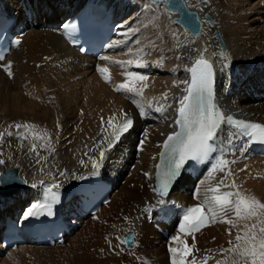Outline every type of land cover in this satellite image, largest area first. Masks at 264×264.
Listing matches in <instances>:
<instances>
[{
    "label": "bare ground",
    "instance_id": "bare-ground-1",
    "mask_svg": "<svg viewBox=\"0 0 264 264\" xmlns=\"http://www.w3.org/2000/svg\"><path fill=\"white\" fill-rule=\"evenodd\" d=\"M81 2L0 0V14L14 20L12 47L0 62V134L8 126L10 130L8 143L0 142V160L13 159L23 179L21 191L0 194V214L18 208L25 215L37 200L31 197L34 186L43 180H56L72 191L77 180L98 169L105 177H115L114 187L109 201L94 215L71 219L74 228L62 244L0 250V264H172L169 248L177 247L171 243L173 237L191 247L188 264H245L228 249L244 224L255 219L238 221L226 211L217 214L215 224L185 235L173 210L160 219L156 208L205 201L213 195L209 189L218 184L222 192L239 190L264 203V157L225 155L222 159L229 163L223 171L201 172L192 182L181 178L165 198L150 186L151 162L171 130L172 109L166 102L174 106L179 100L188 69L197 59L215 65L217 95L225 110L264 124V98L246 95L264 82V0H185L202 23L196 34L174 24V14L163 3L116 0L120 40L102 56L108 60L94 61L68 47L54 28ZM138 55L145 66L135 67ZM128 60L134 63L128 65ZM8 65L11 76L4 71ZM98 68L108 69L107 81ZM129 71L147 77L131 83L143 89L142 94L115 90L126 82ZM125 116L131 117L132 129L113 143L108 121L118 123ZM7 164H0V173L15 166ZM74 208L72 203L68 211ZM225 217L233 223L221 222ZM129 233L131 244L126 246ZM163 234L169 241L157 245Z\"/></svg>",
    "mask_w": 264,
    "mask_h": 264
},
{
    "label": "snow or ice",
    "instance_id": "snow-or-ice-1",
    "mask_svg": "<svg viewBox=\"0 0 264 264\" xmlns=\"http://www.w3.org/2000/svg\"><path fill=\"white\" fill-rule=\"evenodd\" d=\"M0 59H3V57H0ZM102 59L108 60L109 58L102 57ZM116 63H120L123 66L125 62L117 61ZM126 63L132 65L134 62L128 60ZM143 66L145 64L138 55L135 67ZM210 68L211 65L203 58L197 59L191 68L192 80L186 89L187 94L181 99L178 108L179 120L177 122L182 125L184 131L169 135L163 145L170 153L174 154V159H172L170 166L163 176L158 175L157 177L159 184L157 189L154 190L160 196L166 194L169 181L177 176L179 169L186 160L207 159L214 152L213 141H215L219 134L224 117L216 110V106L211 99ZM4 71L9 76L12 75L10 65L6 66ZM98 71L102 74L105 81H107L108 76L104 74L108 72V69L98 68ZM145 80H147L146 76L129 71L126 73V82L118 85L115 90L142 94L143 89L133 87L131 83ZM227 119L229 124L234 123L241 128L243 134L248 136L249 139L264 143V125L242 121L234 122L231 117ZM132 123L131 120L127 119L120 123H114V119L110 118L108 127L113 128L114 135H116V138H119V134L126 132L132 126ZM16 127L19 128L21 125H17ZM24 127L27 128L28 125H24ZM36 138L39 139L40 137L37 136ZM142 144L143 141H141ZM100 156L102 158L104 152H100ZM0 163H3V161H0ZM228 163V161L220 159L219 170L223 171V166ZM92 166L93 168H97L99 165L93 160ZM216 170L217 168L214 167L213 171ZM60 174L63 175V173ZM220 183L222 184L223 181ZM231 187L234 188L235 184L233 183ZM209 191L213 193L210 199L206 198L201 205L186 209L180 224V232L185 235H191L193 230H199L201 226H206V221L208 223L216 222L217 214L226 211L233 212L235 219L238 221H251L255 219L256 222L251 225L248 223L244 224L243 233L236 235L235 243L228 251L235 253L241 260L245 261V264H264V203H261L255 197L242 194L239 190L222 192L219 184L211 187ZM51 200L56 203L59 202L55 194L51 196ZM37 207L46 208V214L52 215L51 204H37L26 211L24 218L28 219L29 217L38 215L34 211ZM205 208L207 209V213L205 212ZM221 222L232 224L233 220L225 217ZM173 242L177 244V247L169 248V252L172 254V264H188L187 257L191 255V247L181 240L180 237H173Z\"/></svg>",
    "mask_w": 264,
    "mask_h": 264
},
{
    "label": "water",
    "instance_id": "water-1",
    "mask_svg": "<svg viewBox=\"0 0 264 264\" xmlns=\"http://www.w3.org/2000/svg\"><path fill=\"white\" fill-rule=\"evenodd\" d=\"M152 1H164V6L166 9L174 11L178 14V16L173 17L175 22L186 29L189 33H198L201 27V23L198 20V15L194 10L187 8L184 0ZM17 173L18 169L15 167L6 168L3 173H0V193L9 194L21 188L22 180L18 177Z\"/></svg>",
    "mask_w": 264,
    "mask_h": 264
},
{
    "label": "rangeland",
    "instance_id": "rangeland-1",
    "mask_svg": "<svg viewBox=\"0 0 264 264\" xmlns=\"http://www.w3.org/2000/svg\"><path fill=\"white\" fill-rule=\"evenodd\" d=\"M155 3H157V2H155ZM159 4H162V3H159ZM167 11V10H166ZM168 12V11H167ZM168 13H172V12H168ZM174 14V13H173ZM189 58V57H188ZM4 131L0 134V136H1V138H0V142L1 143H3V144H7L8 142H7V139L6 138H8V136H9V126L8 127H6L5 129H3ZM31 136V135H30ZM43 136H44V134H43ZM40 138L39 139H42V137L41 136H39ZM13 161V159H10V160H8V159H5V158H2L0 161H3V163L4 162H8V166H14V167H16L17 166V168L19 167L20 168V166L15 162V164H14V162L12 163V161ZM18 162V161H17ZM3 163H0V164H3ZM11 163V164H10ZM13 164V165H12ZM130 168H132V167H130ZM144 172V170H140V175L141 176H143V175H145L144 177H147L146 176V173H143ZM20 174H21V168H20ZM151 186V185H150ZM199 186H200V183H199ZM181 190H183V188L182 187H180V189H179V191H181ZM166 237V236H165ZM162 240L161 241H159L158 243H157V245H161V246H165V244H167L166 242H168L169 241V237H166V238H161ZM167 239V240H166ZM171 243L173 244V241H171ZM176 244V243H175ZM174 244V245H175ZM131 247V246H130Z\"/></svg>",
    "mask_w": 264,
    "mask_h": 264
}]
</instances>
